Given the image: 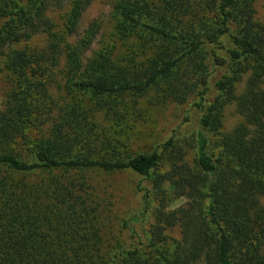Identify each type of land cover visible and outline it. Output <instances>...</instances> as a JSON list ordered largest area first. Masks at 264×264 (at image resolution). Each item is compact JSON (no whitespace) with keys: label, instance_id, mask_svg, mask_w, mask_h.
Listing matches in <instances>:
<instances>
[{"label":"trees","instance_id":"16d2710c","mask_svg":"<svg viewBox=\"0 0 264 264\" xmlns=\"http://www.w3.org/2000/svg\"><path fill=\"white\" fill-rule=\"evenodd\" d=\"M93 1L0 0V264H264L260 0Z\"/></svg>","mask_w":264,"mask_h":264},{"label":"rangeland","instance_id":"374dc122","mask_svg":"<svg viewBox=\"0 0 264 264\" xmlns=\"http://www.w3.org/2000/svg\"><path fill=\"white\" fill-rule=\"evenodd\" d=\"M114 0H94L87 11L84 13L81 20V30L85 29L90 22L95 19L102 20L105 24L109 21V12L111 10V6ZM257 8V16L260 20H264V1L260 0L256 3ZM2 83L0 82V87ZM2 94V90L0 88V97ZM178 117V110L174 113V110H171L168 115V120H160L156 124V135L157 137L165 136L170 132V130L176 126L180 122ZM177 118V119H176ZM230 120H233L231 117ZM166 121V122H165ZM165 124L163 125V123ZM117 179H121V181L126 182L128 185H132V177L129 175L119 176ZM107 197L111 202L112 208L117 211L119 214L127 215L129 211L140 209L141 205V196L138 192L134 191L133 188H128L127 185L116 183L114 186L107 187ZM181 201L178 202L180 204ZM142 225L138 224L137 228H142ZM178 230H174L171 234L176 235Z\"/></svg>","mask_w":264,"mask_h":264}]
</instances>
